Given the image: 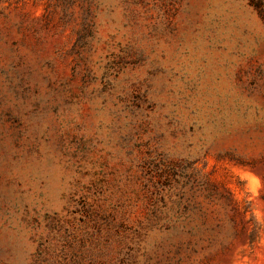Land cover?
I'll return each mask as SVG.
<instances>
[{"label": "rangeland", "instance_id": "374dc122", "mask_svg": "<svg viewBox=\"0 0 264 264\" xmlns=\"http://www.w3.org/2000/svg\"><path fill=\"white\" fill-rule=\"evenodd\" d=\"M0 264H264V0H0Z\"/></svg>", "mask_w": 264, "mask_h": 264}]
</instances>
